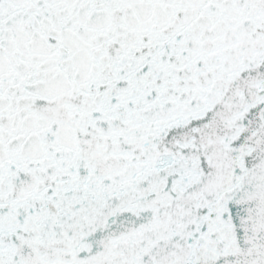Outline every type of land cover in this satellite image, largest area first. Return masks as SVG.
I'll list each match as a JSON object with an SVG mask.
<instances>
[{
    "label": "snow or ice",
    "instance_id": "6c2138e0",
    "mask_svg": "<svg viewBox=\"0 0 264 264\" xmlns=\"http://www.w3.org/2000/svg\"><path fill=\"white\" fill-rule=\"evenodd\" d=\"M0 264H264V0H0Z\"/></svg>",
    "mask_w": 264,
    "mask_h": 264
}]
</instances>
